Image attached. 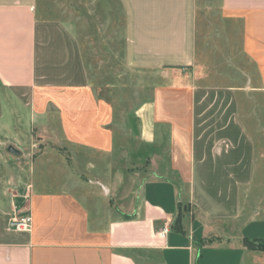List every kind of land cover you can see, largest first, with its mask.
<instances>
[{
    "label": "crops",
    "instance_id": "0c3cea01",
    "mask_svg": "<svg viewBox=\"0 0 264 264\" xmlns=\"http://www.w3.org/2000/svg\"><path fill=\"white\" fill-rule=\"evenodd\" d=\"M117 1L129 83H98L108 100L68 23L0 0V141L14 103L39 129L0 153L23 159L0 169V264H264L242 242L264 239L263 138L243 112L264 99V0H218L210 37L197 0ZM38 92L55 96L39 109ZM121 100L134 130L115 119ZM25 210L31 229L10 228Z\"/></svg>",
    "mask_w": 264,
    "mask_h": 264
},
{
    "label": "rangeland",
    "instance_id": "374dc122",
    "mask_svg": "<svg viewBox=\"0 0 264 264\" xmlns=\"http://www.w3.org/2000/svg\"><path fill=\"white\" fill-rule=\"evenodd\" d=\"M38 3L39 11L42 13L43 17L65 21L73 29L79 40L86 67L88 63L89 68L96 74V85L98 83H129V77L128 75H125L122 65L124 47V16L117 0H38ZM197 3L202 6L198 11L199 28L201 27L200 20H207L208 23H204L203 28L205 30L206 27H208L209 32L207 35L210 37L211 20L215 18L217 13L216 8L212 6L216 5L218 0H197ZM198 40H201L200 32ZM211 44V39L209 38L207 47L205 48L210 47ZM217 62L219 61L217 60ZM224 68L225 66L223 67L224 71L228 70V68ZM121 88L122 87L120 86L119 93L121 94V97L123 96L122 99L127 97V95L128 97L131 95V93H128V89H126V92L124 90L122 91ZM114 91L115 90L112 91L101 89L100 86L98 87L97 85L96 95L97 97L111 100L115 96ZM53 96H55V93L45 94L44 92H38L36 97L38 108L42 109L43 101L48 97L53 98ZM59 97L67 99L70 96L66 93L63 96L60 95ZM137 97L139 98V96ZM142 97L143 95L141 98ZM247 103L248 104L243 106L245 107L243 112H245L246 115L244 118L247 121V125L249 127L248 129L252 133L255 141L258 142L260 139L259 137L263 138L260 149L261 147L264 148V135L262 134L264 133V129H260L258 122L255 120V117H258L260 113H264V99L262 96L256 94V96L248 99ZM114 105V116L115 119L117 118L118 122H121V129L128 131L129 128L127 125H131L134 130L137 126V120H135L134 113L132 112L133 106L131 102H122L121 100L119 103L116 102ZM49 109H52V107L49 106ZM24 112V108L14 103L12 111H8V114L5 117L3 124L5 125V130H8L9 133H11V136L0 141V153H3V156L6 155L5 149L8 146H13L19 149L18 143L16 141L19 136L23 140L25 134L35 135L39 131L34 122L32 123V121H27V117ZM119 112H123V115L119 116ZM126 116L130 119L129 123ZM113 127V130L116 132L117 127L114 125ZM86 128L87 122L82 126V129ZM28 140L29 139H27V142L30 141ZM123 141H128V139ZM59 148L60 150L67 149L65 146L64 148L59 146ZM22 161L23 159H19L18 157L14 158L12 156L9 157L8 161H4L0 156V169H8L10 174L14 173ZM262 161L263 160L259 159L258 157L255 160L254 174L262 171L260 170ZM74 173L82 176L87 175L86 172L81 170H75ZM23 185L25 191H27V189L30 187V183H27V181H25Z\"/></svg>",
    "mask_w": 264,
    "mask_h": 264
},
{
    "label": "built area",
    "instance_id": "2783aa9c",
    "mask_svg": "<svg viewBox=\"0 0 264 264\" xmlns=\"http://www.w3.org/2000/svg\"><path fill=\"white\" fill-rule=\"evenodd\" d=\"M8 225L10 228L14 230L28 231L31 229L32 225V217L30 211L25 210L20 212L19 214L10 218ZM167 231L166 228L162 230V234Z\"/></svg>",
    "mask_w": 264,
    "mask_h": 264
},
{
    "label": "trees",
    "instance_id": "16d2710c",
    "mask_svg": "<svg viewBox=\"0 0 264 264\" xmlns=\"http://www.w3.org/2000/svg\"><path fill=\"white\" fill-rule=\"evenodd\" d=\"M125 218L128 219L129 216H125ZM242 242H243V245L249 249L264 250V239L243 238Z\"/></svg>",
    "mask_w": 264,
    "mask_h": 264
},
{
    "label": "water",
    "instance_id": "95a60500",
    "mask_svg": "<svg viewBox=\"0 0 264 264\" xmlns=\"http://www.w3.org/2000/svg\"><path fill=\"white\" fill-rule=\"evenodd\" d=\"M7 151L13 155H18L19 154V150L13 146H8L7 147ZM102 188H104L99 182H97ZM105 189V188H104Z\"/></svg>",
    "mask_w": 264,
    "mask_h": 264
}]
</instances>
